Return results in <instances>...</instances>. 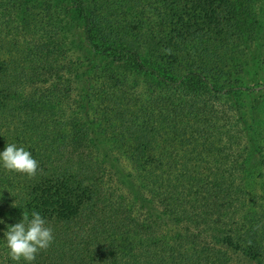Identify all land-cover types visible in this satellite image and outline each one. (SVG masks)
Segmentation results:
<instances>
[{
	"label": "trees",
	"instance_id": "obj_1",
	"mask_svg": "<svg viewBox=\"0 0 264 264\" xmlns=\"http://www.w3.org/2000/svg\"><path fill=\"white\" fill-rule=\"evenodd\" d=\"M8 143L34 264H264V0H0Z\"/></svg>",
	"mask_w": 264,
	"mask_h": 264
},
{
	"label": "clouds",
	"instance_id": "obj_2",
	"mask_svg": "<svg viewBox=\"0 0 264 264\" xmlns=\"http://www.w3.org/2000/svg\"><path fill=\"white\" fill-rule=\"evenodd\" d=\"M0 168L31 177L36 175L39 161L24 146L8 143L0 150ZM0 224L5 225L0 241L15 264H34L40 252L47 250L55 240L54 229L39 211L22 212L14 223L0 217Z\"/></svg>",
	"mask_w": 264,
	"mask_h": 264
}]
</instances>
